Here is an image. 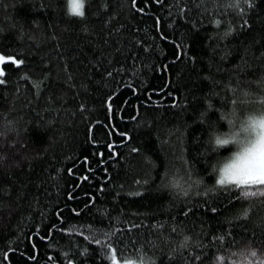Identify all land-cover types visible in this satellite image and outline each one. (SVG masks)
I'll use <instances>...</instances> for the list:
<instances>
[{"label": "trees", "instance_id": "1", "mask_svg": "<svg viewBox=\"0 0 264 264\" xmlns=\"http://www.w3.org/2000/svg\"><path fill=\"white\" fill-rule=\"evenodd\" d=\"M231 3L84 0L81 16L69 0H0V52L23 61L2 62L0 77V264H99L93 240L109 232L117 257L137 264H197L184 235L199 264L264 259L247 252L249 241L264 250V197L224 192L213 169L232 150L212 133L230 130L233 97L242 116L262 105L241 90L264 94V0L245 13ZM173 178L192 187L181 195ZM210 186L219 198L204 208Z\"/></svg>", "mask_w": 264, "mask_h": 264}, {"label": "snow or ice", "instance_id": "2", "mask_svg": "<svg viewBox=\"0 0 264 264\" xmlns=\"http://www.w3.org/2000/svg\"><path fill=\"white\" fill-rule=\"evenodd\" d=\"M132 5L136 6L138 0H131ZM148 0H144V3H147ZM176 3H180V0H175ZM199 3H204V0H198ZM159 3V0H157ZM83 4L84 0H69V8L70 11L77 13L79 15H84L83 12ZM242 5H246L247 7H243ZM102 8H107L108 4L106 2L101 3L100 5ZM171 6V5H170ZM232 8L239 9L241 13L247 12L252 7H255V0H232V3L229 5ZM188 10L187 4H182L178 9L179 14L183 15ZM140 11L143 12L144 9L140 8ZM107 23V21L105 22ZM212 23L219 24V19H213ZM249 23L248 19H242L241 25L247 26ZM3 29H0L2 31ZM234 31V28L229 26L224 33L220 34V38L223 39L225 36L229 35ZM162 34V33H161ZM178 48H181L182 45H177ZM178 55L180 53H177ZM195 60V57L192 58ZM0 61H12L16 65H20L23 63L22 60L17 59L15 56L12 55H4L0 53ZM118 68L120 71H123V66H119ZM114 70L109 68V70L105 71V76L111 77L113 75ZM4 74V68L0 67V76ZM207 76V74H205ZM43 79H47V76L43 77ZM237 83H239V78L237 79ZM259 83V82H258ZM229 91H235L236 86L229 83L226 85ZM245 98L255 97V100L259 101L262 105L255 110L250 112H246L244 115H239L237 109L235 107V97H233V107L230 109L229 113L225 116L227 119L228 124L230 126V131L227 133H212L214 136V147L215 146H225L229 145L230 142H234L239 145V149L231 154V158L227 160L226 163L220 165L218 168V174L216 176L215 184L219 186H227L223 188V191L230 194V189L235 188L238 192L240 197L242 198H254V197H264V94H257L249 92L247 89L241 90ZM114 96L115 93H112ZM175 95V92L173 93ZM112 96L107 98V106L111 110L112 104L110 103ZM223 99V98H222ZM170 103L173 107H178L181 104L187 105L188 101L186 99L182 101L178 100H171ZM208 107L211 108L212 104L210 101H207ZM81 110L86 108L84 103L79 105ZM199 119H204L203 113L199 117ZM206 122V121H205ZM122 136L127 139L129 137V133L127 131L122 133ZM123 140L120 141L123 144ZM95 144L96 141L93 140ZM114 143H109L108 148L112 150L115 154L116 149L114 147ZM133 151H137V149H133ZM87 160V157L84 158ZM146 160L150 159L149 157H145ZM216 165H213V169H216ZM72 169H69L71 172ZM189 177L191 178V172L189 170ZM202 182L200 180H196V184L199 185ZM166 186L175 187L181 195L187 193V191L192 187L191 183L186 181H181L179 179L173 178L171 180L165 181ZM103 188V185H101ZM143 190V189H141ZM211 194V195H210ZM198 198L199 193L196 194ZM205 197L207 199H202V203L204 208H208L210 203H217L219 198L218 190L215 186H210L208 189L205 190ZM235 199V197H233ZM92 201H89L91 204ZM195 205L193 209H189L188 207H184L183 211L186 215H191L195 211ZM73 212H79V208H73ZM220 211L217 207H211L210 212L211 214H217ZM249 210L246 208L244 211L240 212L239 216L248 217ZM229 220H236L239 217H229ZM101 223L103 221L101 220ZM155 223V222H154ZM38 227V226H37ZM129 228L134 227V225H128ZM176 226L173 225V230H175ZM231 228V225H229ZM65 232L69 231V229H64ZM228 235H231V231L228 232ZM111 236V232L105 234L100 239H94L93 243L100 247L101 252L99 255L96 253H92V255H96V260L99 264H107V261L104 259L105 254H107V259L111 261V264H137L136 261L131 259H124L121 260L117 257V248L114 246V242H111L109 237ZM221 241L225 239L223 235L219 237ZM190 240V237L187 235L183 236V239L180 241V245L182 249L186 250L190 253L196 260L197 264L203 259V256L196 255L195 251L189 246L187 243ZM212 240H216V236L212 237ZM194 244L199 248L201 247L197 242L193 241ZM249 247L247 249L248 254L251 257H258L264 255V250H261L259 246L253 247L251 246L252 242H248ZM81 255L88 252V249H81ZM4 257L7 258L9 253L6 251L3 253ZM27 256V253H25ZM168 255H173V252L170 250ZM34 259V258H33ZM67 264H81L80 260H73L68 259ZM86 264V261H85ZM143 264V261L140 262ZM253 264H256L253 261ZM259 264H264V259H261Z\"/></svg>", "mask_w": 264, "mask_h": 264}, {"label": "rangeland", "instance_id": "3", "mask_svg": "<svg viewBox=\"0 0 264 264\" xmlns=\"http://www.w3.org/2000/svg\"><path fill=\"white\" fill-rule=\"evenodd\" d=\"M1 53V52H0ZM6 55V54H4ZM2 62L4 61H0V67H2ZM1 77V76H0ZM230 131V130H229ZM230 145L232 146V150L229 152V154H227L223 159H221L218 164H217V169L219 168L220 165H223L224 163L227 162L228 159L231 158V154L235 151H237L239 149V145L234 143V142H230Z\"/></svg>", "mask_w": 264, "mask_h": 264}]
</instances>
